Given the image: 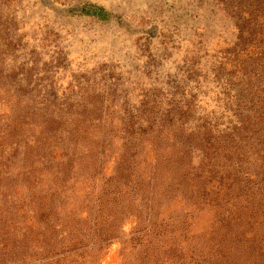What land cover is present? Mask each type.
Masks as SVG:
<instances>
[{
    "label": "rangeland",
    "instance_id": "1",
    "mask_svg": "<svg viewBox=\"0 0 264 264\" xmlns=\"http://www.w3.org/2000/svg\"><path fill=\"white\" fill-rule=\"evenodd\" d=\"M0 264H264V0H0Z\"/></svg>",
    "mask_w": 264,
    "mask_h": 264
},
{
    "label": "trees",
    "instance_id": "2",
    "mask_svg": "<svg viewBox=\"0 0 264 264\" xmlns=\"http://www.w3.org/2000/svg\"><path fill=\"white\" fill-rule=\"evenodd\" d=\"M251 240H253V241H257V239H256L255 237H252Z\"/></svg>",
    "mask_w": 264,
    "mask_h": 264
}]
</instances>
